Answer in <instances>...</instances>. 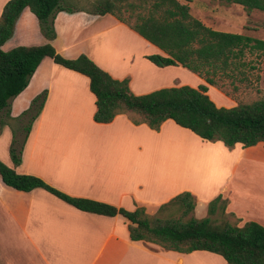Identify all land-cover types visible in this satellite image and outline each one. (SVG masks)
I'll return each mask as SVG.
<instances>
[{
    "label": "crops",
    "instance_id": "1",
    "mask_svg": "<svg viewBox=\"0 0 264 264\" xmlns=\"http://www.w3.org/2000/svg\"><path fill=\"white\" fill-rule=\"evenodd\" d=\"M8 1L0 0V18ZM35 20L25 9L14 40L3 49L51 43L67 59L86 55L113 78L129 79L131 91L138 96L205 83L193 77L191 85L190 70L183 66L153 64L147 57L164 53L113 15H93L85 9L59 12L53 41ZM114 34L128 37L111 45L119 46L116 64L108 41ZM45 91L48 96L26 141L22 164H13L10 144L0 150V160L19 174L39 177L71 197L130 211L144 207L150 215L177 195L190 192L197 198L195 216L202 219L208 215L209 203L223 195L229 200L227 213L235 215L239 226L252 221L264 226V189L257 182L252 191H242L246 171L234 182L244 160L261 154L264 143L250 148L238 144L230 150L222 142L198 141L199 150H190L188 140L194 139L173 120H167L160 131L136 126L127 115L117 116L110 124L96 123V97L89 78L50 57L12 102V117L20 116ZM10 132L6 126L1 134L10 136ZM205 151L219 155L222 162L218 169L208 166L210 173L211 168L213 173L217 170L212 194H206L197 181L189 182L203 167L197 155L205 157ZM202 252L182 254L132 241L129 221L121 215L78 210L42 188L17 191L0 177V264H189L188 258Z\"/></svg>",
    "mask_w": 264,
    "mask_h": 264
},
{
    "label": "trees",
    "instance_id": "2",
    "mask_svg": "<svg viewBox=\"0 0 264 264\" xmlns=\"http://www.w3.org/2000/svg\"><path fill=\"white\" fill-rule=\"evenodd\" d=\"M238 5L247 12H264V0H217ZM93 15H113L164 54L148 56L158 67L183 66L205 80V85L171 87L146 95H135L129 79L117 80L86 55L67 59L51 43L40 46H18L4 50L12 38L17 21L29 9L40 22L43 35L50 41L57 37L55 19L59 12L72 13L63 0H10L0 18V124L11 115V102L29 86L42 61L50 57L64 68L80 73L90 80L96 97L94 121L110 124L119 115H127L136 125H147L160 131L167 120L190 130L209 142H222L228 149L238 144L250 148L264 143V98L234 107H218L210 98L209 86H218L223 77H232L244 66L248 53L264 52V40L245 34L215 30L192 14L189 3L182 0H100ZM129 13V18L122 13ZM48 96L45 91L33 99L20 117H29L20 146L14 136L10 156L15 167L22 164L23 150L35 120ZM16 132L14 131V134ZM3 183L17 191L31 192L42 188L78 210L98 215L123 216L129 221L132 241L157 245L166 251L191 254L197 251L221 256L227 264H264V226L247 222L239 226L225 219L229 201L222 195L208 205V215L195 216L197 198L183 192L161 205L154 215L144 207L130 211L125 208L71 197L33 175L19 174L0 160ZM223 217V218H220ZM235 216V215H233Z\"/></svg>",
    "mask_w": 264,
    "mask_h": 264
},
{
    "label": "rangeland",
    "instance_id": "3",
    "mask_svg": "<svg viewBox=\"0 0 264 264\" xmlns=\"http://www.w3.org/2000/svg\"><path fill=\"white\" fill-rule=\"evenodd\" d=\"M98 1L100 0H63L65 6L68 8L85 10H94L93 5ZM182 1L190 4L192 8V14L196 18L200 19L207 26L215 30L236 34H245L253 38L264 40V12L255 10L249 13L241 6L227 5L217 0ZM122 15L123 17L128 19L130 14L127 12H123ZM35 21L39 22L38 20ZM16 27L17 23L15 25L14 34L10 39V42L14 40ZM109 38H111L108 40L110 41L109 46H111L116 40L127 39L128 37L114 34L112 35V37L109 36ZM111 49L114 53L113 64L119 63V46H111ZM244 61V66L235 71L232 77H223L219 80L218 86H209L208 94L218 107L231 108L239 103H252L256 100L264 98V52L248 53ZM188 73L190 75L188 81L191 85L195 84L191 81V78H201L197 74H193L190 71ZM205 84L206 82L201 85ZM2 116V120L6 121L7 125L1 126L0 124V150L3 151L5 143L10 144L9 146L11 147L14 136L17 138V147H19L20 143H22L24 140V127L28 124L29 117L21 118L20 116H18L17 118H15L18 120H12L5 118L4 114ZM6 126H8L12 131L10 132V136L1 134ZM14 131L16 132L15 134ZM182 131L183 133H188V135L194 139L193 141L188 140V142L191 144L190 150H199L198 141H201L203 143L209 142L203 139L201 140L190 130L184 129ZM260 151L261 154L252 155L249 159L247 158L248 160H244L245 163L241 165L242 169L239 170L234 181L236 183L238 178H240L239 175L244 174V172L246 171V177L243 181L242 187V191L244 192L248 193L252 191V188H255L254 185L257 182H259L260 184L259 187L261 186L264 189V145L261 146ZM204 153H207L204 154L205 157L199 156V154L197 155L198 163L202 162L201 166L203 167H201L199 171L193 173V175L190 176L189 182L193 180L197 181L199 184L204 185L206 194H212L216 189L214 175L217 172L216 170L213 173L212 168L217 166L218 169L221 166L222 162L219 155L215 154L214 152L205 151ZM210 165L212 167V174L208 171V166ZM223 198L225 199L224 196ZM220 218L223 217L220 216ZM224 218L233 223L238 221L237 218L233 215H227ZM188 262H190L189 264H227L226 261L220 256L206 252L191 256L187 259V263Z\"/></svg>",
    "mask_w": 264,
    "mask_h": 264
}]
</instances>
